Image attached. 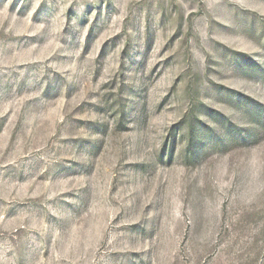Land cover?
<instances>
[{"label":"rangeland","instance_id":"rangeland-1","mask_svg":"<svg viewBox=\"0 0 264 264\" xmlns=\"http://www.w3.org/2000/svg\"><path fill=\"white\" fill-rule=\"evenodd\" d=\"M0 264H264V0H0Z\"/></svg>","mask_w":264,"mask_h":264}]
</instances>
